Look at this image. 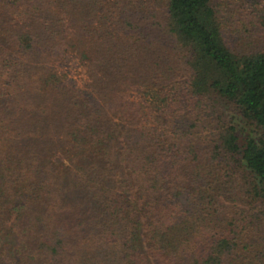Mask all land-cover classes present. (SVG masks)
Returning <instances> with one entry per match:
<instances>
[{
  "label": "trees",
  "instance_id": "obj_1",
  "mask_svg": "<svg viewBox=\"0 0 264 264\" xmlns=\"http://www.w3.org/2000/svg\"><path fill=\"white\" fill-rule=\"evenodd\" d=\"M249 2L238 48L217 0H0V264H264Z\"/></svg>",
  "mask_w": 264,
  "mask_h": 264
},
{
  "label": "rangeland",
  "instance_id": "obj_2",
  "mask_svg": "<svg viewBox=\"0 0 264 264\" xmlns=\"http://www.w3.org/2000/svg\"><path fill=\"white\" fill-rule=\"evenodd\" d=\"M219 4V19L223 23L222 28L229 36L233 45L238 48H248L253 42L249 40H254V37H250L248 29L246 32H243V27H241L240 21H243L247 24L249 15L247 12L250 10L249 0H217ZM217 7V6H216ZM249 28H252V25L248 23ZM253 29V28H252ZM216 112H222L224 116L231 117L233 123L236 124V127L244 126V122L237 113L229 106L223 103L216 105ZM245 127V126H244Z\"/></svg>",
  "mask_w": 264,
  "mask_h": 264
}]
</instances>
